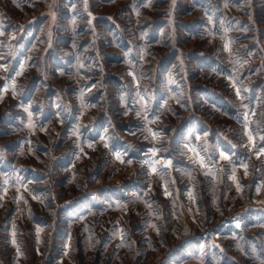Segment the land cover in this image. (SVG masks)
I'll use <instances>...</instances> for the list:
<instances>
[{
  "label": "rangeland",
  "instance_id": "rangeland-1",
  "mask_svg": "<svg viewBox=\"0 0 264 264\" xmlns=\"http://www.w3.org/2000/svg\"><path fill=\"white\" fill-rule=\"evenodd\" d=\"M0 264H264V0H0Z\"/></svg>",
  "mask_w": 264,
  "mask_h": 264
},
{
  "label": "snow or ice",
  "instance_id": "snow-or-ice-1",
  "mask_svg": "<svg viewBox=\"0 0 264 264\" xmlns=\"http://www.w3.org/2000/svg\"><path fill=\"white\" fill-rule=\"evenodd\" d=\"M237 95L239 96V91H237ZM250 139H251V137H250ZM200 163H201V166H204L203 161H201Z\"/></svg>",
  "mask_w": 264,
  "mask_h": 264
}]
</instances>
